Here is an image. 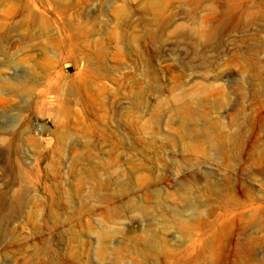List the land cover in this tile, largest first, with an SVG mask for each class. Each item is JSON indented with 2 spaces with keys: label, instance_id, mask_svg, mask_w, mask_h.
Returning <instances> with one entry per match:
<instances>
[{
  "label": "rangeland",
  "instance_id": "1",
  "mask_svg": "<svg viewBox=\"0 0 264 264\" xmlns=\"http://www.w3.org/2000/svg\"><path fill=\"white\" fill-rule=\"evenodd\" d=\"M0 264H264V0H0Z\"/></svg>",
  "mask_w": 264,
  "mask_h": 264
}]
</instances>
